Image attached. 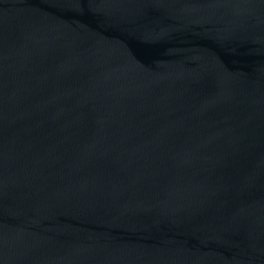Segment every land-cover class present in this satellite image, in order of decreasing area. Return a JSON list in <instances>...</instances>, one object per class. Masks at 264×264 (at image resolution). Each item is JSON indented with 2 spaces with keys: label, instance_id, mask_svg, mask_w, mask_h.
I'll use <instances>...</instances> for the list:
<instances>
[{
  "label": "water",
  "instance_id": "95a60500",
  "mask_svg": "<svg viewBox=\"0 0 264 264\" xmlns=\"http://www.w3.org/2000/svg\"><path fill=\"white\" fill-rule=\"evenodd\" d=\"M0 264H264V0H0Z\"/></svg>",
  "mask_w": 264,
  "mask_h": 264
}]
</instances>
